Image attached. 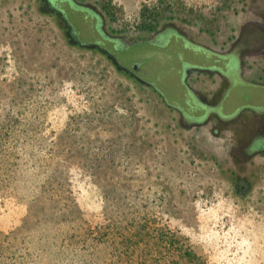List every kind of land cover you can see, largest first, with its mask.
I'll return each mask as SVG.
<instances>
[{
  "label": "rangeland",
  "instance_id": "1",
  "mask_svg": "<svg viewBox=\"0 0 264 264\" xmlns=\"http://www.w3.org/2000/svg\"><path fill=\"white\" fill-rule=\"evenodd\" d=\"M142 4L113 0L115 23ZM124 92L32 16L0 36V264H264V198L160 171Z\"/></svg>",
  "mask_w": 264,
  "mask_h": 264
},
{
  "label": "flooded vegetation",
  "instance_id": "2",
  "mask_svg": "<svg viewBox=\"0 0 264 264\" xmlns=\"http://www.w3.org/2000/svg\"><path fill=\"white\" fill-rule=\"evenodd\" d=\"M200 1L141 0L129 29L115 23L113 0H0V36L28 16L46 24L75 59L96 56L132 95L160 171L261 200L264 0Z\"/></svg>",
  "mask_w": 264,
  "mask_h": 264
},
{
  "label": "water",
  "instance_id": "3",
  "mask_svg": "<svg viewBox=\"0 0 264 264\" xmlns=\"http://www.w3.org/2000/svg\"><path fill=\"white\" fill-rule=\"evenodd\" d=\"M87 48H95L94 46H88ZM97 50H98V48H97ZM99 51V50H98Z\"/></svg>",
  "mask_w": 264,
  "mask_h": 264
}]
</instances>
